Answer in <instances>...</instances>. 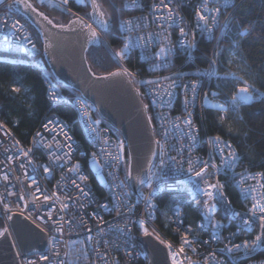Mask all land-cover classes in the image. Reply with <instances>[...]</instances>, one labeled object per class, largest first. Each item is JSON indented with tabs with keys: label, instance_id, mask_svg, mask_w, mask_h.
Wrapping results in <instances>:
<instances>
[{
	"label": "built area",
	"instance_id": "1",
	"mask_svg": "<svg viewBox=\"0 0 264 264\" xmlns=\"http://www.w3.org/2000/svg\"><path fill=\"white\" fill-rule=\"evenodd\" d=\"M8 1L3 0V2ZM72 1L69 0L68 5L61 6L59 0H51V2L44 0L62 9L70 8L72 13L90 22L85 15L71 8ZM204 2L205 0H171V2L164 0V3L169 4L174 12L179 13L177 20L183 18L181 23L173 24L171 27L164 24V28L167 29V33H164L161 28L162 22L157 18L161 15L166 16L167 9L156 10L153 7L160 4L161 0H137L135 5H132L130 0H122L123 7L131 13L120 19L119 26L126 42L130 43L128 51L138 55L144 70L140 72L137 69H130L115 54L114 56L123 69L133 74L130 77L134 85L141 89V98L144 104L148 105L146 110L151 117L150 122L156 141L159 142L156 162L152 169V173L156 174L153 176L152 187L150 188L146 183L136 195L129 193L123 180L125 144L121 136L108 124L102 122L97 117L93 106L79 94L69 96L61 90L48 71L41 47L37 45L27 24L19 20L10 10L0 8V51L24 54L31 59L41 72L48 101L51 104L59 102L70 104L75 111L76 120L83 131L85 140L84 144L74 134L68 121L57 112L50 110L40 118L25 147L16 143L17 141L13 139L6 127L0 128V200L3 201L0 203V219L4 226L8 227L7 215L23 213V216L34 226L40 230L43 229L42 231L48 235L49 239L53 235L56 236L55 248L49 244L45 251L26 257L19 256L21 264H26L27 261H34L35 264H59L60 261L64 264H147L146 255L138 242V237L144 235L138 223L140 219L145 220V226L149 232L154 233L152 236L159 235L165 244L173 246V251L178 249L181 237L187 235L195 242L196 251L186 249V255L197 264H203L205 258L209 260V264H264L263 259L255 257L262 248V244L250 251H246L243 247L238 250L233 249L232 252L222 251L235 244L242 245L244 241L251 243L255 236L261 233L257 217H253L252 222L245 226L241 218L234 216L233 213L241 212L243 218L247 219L248 210L254 203L252 196L255 195L259 199L264 189L259 188V185L263 183L262 178H252L260 171L250 170L244 165L235 146L229 140L222 137L224 141L233 145L239 157L231 168L222 164L219 153L208 144L209 138L215 136H209L203 125V113L208 107L207 102L224 104L227 107L235 91L223 92L220 88L219 71L223 50L222 41L231 26L235 0H207L210 9L214 7L221 9L219 14L211 11L203 13L209 17V23H212L211 17L214 14L217 15V25L227 23L223 32L217 26L212 29L211 34L197 27L199 20L196 11ZM226 3L228 7H225ZM226 16L228 21H225ZM128 20L132 21V25H125L122 28L121 21ZM16 21H19L23 28L13 35L11 25ZM137 24L139 27H136ZM181 27L189 33L187 40H192L194 36L195 44L191 49L180 43L181 40H185L180 36ZM128 28H132V31H128ZM157 33L161 35L157 36ZM150 34L153 39L147 43L145 40L138 39L148 37ZM165 34L169 36L170 43L163 41ZM25 35L29 37L31 43L23 39ZM199 38L210 43L211 48L203 65L196 62L198 54H195V50ZM33 44L35 48L32 47ZM164 46L171 47L170 54L157 56L160 47ZM217 51L220 53L219 56H214ZM214 58L217 63L212 65L211 61ZM205 70L211 74H206ZM148 80L154 81L155 87L146 84L145 81ZM173 81H175L174 85H172ZM193 82H197L195 93L191 90ZM185 85L188 87L186 88ZM53 92L58 99H53L50 95ZM186 99L187 105H185ZM188 113H191L190 118L194 124L192 131L196 133L195 141L185 135L189 129L184 125L183 120L188 118ZM220 115L224 119L229 116L240 118V109L238 112L229 110L227 114L220 110ZM177 117L181 119L177 120ZM48 121L52 123L49 129L45 130L43 125ZM97 121L99 123H96ZM175 124L180 125L179 129L175 127ZM36 132L42 134L43 141L36 137V140L40 142L34 143L33 137ZM65 132L71 136V140L65 139ZM57 142L61 145L60 148H57ZM45 144H51L52 147H45ZM67 144H71L70 157L59 161L52 159V153L65 156V153L69 152V148L65 146ZM120 145L123 147L121 148ZM29 148L32 151L25 157L20 149ZM162 149L165 155L164 166L161 168ZM108 153H111V156ZM93 154L100 166L94 161ZM224 156L228 157V149H225ZM172 157H175V161L171 159ZM213 157H215L214 161ZM189 160L196 162L197 170L202 166L199 162L210 161L207 169L209 175L203 178L209 179L211 183L219 180L224 186V198L221 199L217 195L212 201V203L218 201L215 211L211 214L213 221L219 222L215 229L205 219L207 210L203 201L207 197L196 191L197 186L203 188L204 185L201 177L187 171ZM212 162L221 165L218 172L211 167ZM77 163L80 165V172H69V169ZM21 164H24L23 168ZM45 166L50 168L49 173L44 172ZM5 175L8 177L7 180L3 179ZM81 175L86 176L87 180H80ZM98 175L102 176L100 193L91 183L92 178L98 179ZM71 180H76L88 195L81 194L71 184ZM229 184L236 190L235 202L226 193L225 188ZM242 185L243 188L256 187L257 192L244 193ZM36 187H39L41 191L36 192ZM162 191L187 194L191 204L196 208L198 214L196 220L192 223L187 222L183 208L180 205H173L167 217L170 234L157 227L155 197ZM148 194L151 195V200L146 203L143 196ZM20 195H24L25 199L20 200ZM44 196H49L50 199L45 202ZM66 196L70 198L65 199ZM34 197H39V201L33 202ZM226 201L231 203L228 204ZM5 203L11 208V212H5ZM62 204L68 205L63 211L60 210ZM149 204L152 206L149 207ZM81 205L84 206L81 207ZM103 205L107 207H102ZM177 206L181 212L179 217L175 214ZM117 211L121 215H118ZM49 212L52 213L53 220L46 219ZM54 221H60L63 227L62 233L55 231ZM213 252L215 259L209 255ZM40 256H47L49 259L41 260ZM180 259L184 261V264H188L183 255Z\"/></svg>",
	"mask_w": 264,
	"mask_h": 264
},
{
	"label": "trees",
	"instance_id": "2",
	"mask_svg": "<svg viewBox=\"0 0 264 264\" xmlns=\"http://www.w3.org/2000/svg\"><path fill=\"white\" fill-rule=\"evenodd\" d=\"M30 1L56 23H66L73 16L72 12L46 2ZM98 2L110 14V28L101 30L94 26L101 33V42L89 47L86 58L91 69L101 74L122 68L114 56L126 42L119 21L131 11L123 7L122 0H98ZM70 5L90 20L88 0L84 3L73 0ZM0 8L10 10L19 20L25 22L37 45L41 47L37 32L22 16L12 10L8 2L0 3ZM250 24L253 26V32L246 37H239L244 27ZM237 38L240 39L239 55L233 60L232 53L236 51L235 40ZM222 42L223 50L219 68L220 88L224 93H232L235 90V80L224 75L231 71L254 83L259 95L253 101L240 107V118L229 116L224 119L226 122H221L219 108L206 107L203 113L204 129L209 136L220 135L229 140L235 146L244 165L250 170L262 172L264 171V0H235L231 26ZM210 49V43L199 38L195 50V54H198L196 62L203 65ZM121 62L130 69H137L140 72L144 70L138 55L132 51L127 50ZM56 83L67 95H78L74 90ZM14 87L20 88L21 91L14 93L12 91ZM49 110L65 118L77 138L85 144L83 131L76 120L75 111L70 104L63 102L51 104L48 101L46 85L41 72L31 59L24 54L0 51V122H3L11 132L13 139L25 147L40 118ZM230 125L234 129L232 132L228 130ZM91 183L100 193V180L92 178ZM225 190L229 198L235 202L237 194L232 185H227ZM155 203V225L168 234H170V227L167 217L173 205H180L183 208L187 222H194L198 216L188 195L182 192H159L155 197ZM3 227L4 223L0 219V229ZM255 257L264 260V244Z\"/></svg>",
	"mask_w": 264,
	"mask_h": 264
},
{
	"label": "water",
	"instance_id": "3",
	"mask_svg": "<svg viewBox=\"0 0 264 264\" xmlns=\"http://www.w3.org/2000/svg\"><path fill=\"white\" fill-rule=\"evenodd\" d=\"M30 3H32L29 0ZM9 5L14 12L22 16L37 32L43 58L51 76L61 86L77 92L95 109L97 117L118 133L125 144L124 183L131 195H136L141 185L137 177L145 178L155 165L157 141L152 125L144 107L139 89L128 75L108 76V73H95L86 58L89 47L85 32L72 31L66 23L64 29L53 27L43 19L47 16L33 3L37 13L25 10L16 0ZM90 22L93 21L92 7L88 0ZM48 17V16H47ZM50 19V18H49ZM54 22V21H53ZM56 23V22H54ZM43 33V34H42ZM51 44V47H46ZM129 171L131 176H129ZM147 183V182H146ZM145 183V184H146ZM8 220L11 233L0 237V264H21L20 257H26L45 251L48 248V235L34 226L19 213H12ZM140 247L147 258V264H171L168 249L154 236L138 237ZM19 253V255H18Z\"/></svg>",
	"mask_w": 264,
	"mask_h": 264
},
{
	"label": "snow or ice",
	"instance_id": "4",
	"mask_svg": "<svg viewBox=\"0 0 264 264\" xmlns=\"http://www.w3.org/2000/svg\"><path fill=\"white\" fill-rule=\"evenodd\" d=\"M3 0H0V3H2ZM16 2L18 4H21L23 6V8L25 10H29L33 13H37V9L35 7H33V4L29 2V0H16ZM44 0H41V3H43ZM51 2V0H50ZM81 3H84L85 0H80ZM91 7H92V17H93V21L95 23V25H98L99 29L101 30H108L110 28V14L107 12L106 9H104L103 5L101 3L98 2V0H89ZM169 2H171V0H169ZM130 3L132 5L137 4V0H130ZM59 4L61 6H66L69 4V0H59ZM156 10H160L161 8L167 9V15H161L159 16L157 19H159L162 23H161V28L163 29L164 33H167V29L164 28V24H168L169 27H171V25L173 24H178L181 23L183 18H180V20H177V17L179 16V13L174 12L173 8L169 7V4L164 3V0H161L160 4L154 5L153 6ZM225 7H228V4H225ZM67 11L71 12L70 8L66 9ZM211 11L215 14H219L221 12V9L219 7H214V8H209L207 0H205L204 4L202 5V7L200 9H197L196 11V15L198 17L199 22H203L202 24L198 22L197 27H201L203 31H208L211 34V31L214 27L219 26L221 32L224 31V29L227 27V23H221L219 25H217V15H212L211 17V21L212 23H209V17L204 15V12H208ZM38 15L43 16L42 13H37ZM73 16H75L76 18L74 20H70L68 26L71 28L72 31H76L77 27H79L80 31L84 32V30H87L85 32V36H86V40L88 43H100V31L97 30V27L93 26V23H90L88 21L85 20L84 17L77 15L76 13H72ZM43 19L45 21H47V23L49 25H52L53 27H57L60 29H64L66 27L65 24L62 23H54L52 19H49V17L47 16H43ZM225 21H228V17H225ZM125 25H132V21L128 20V21H121V27H125ZM136 27H139V25L137 24ZM23 28V25L19 24V21L14 22L11 25V29L13 31V35H15L17 32H19L21 29ZM253 26L250 24L246 27H244L243 32L239 33V37H246L247 35H250L253 32ZM128 31H132V28H128ZM180 36L184 37L185 40H181L180 43L181 44H185L186 47L188 49H191L192 47H194L195 44V40H194V36L192 40H187V37L189 36V33L185 31V29L183 27L180 28ZM43 34V33H42ZM157 36H160V33L156 34ZM24 40L28 41L29 43H31V40L29 39V37L27 35H25L23 37ZM139 40H145V42L147 43L148 41H150L151 39H153L152 35L150 34L148 37H139ZM163 41H169V36L167 34L163 35ZM170 43V41H169ZM239 45H240V39L237 38L235 40V46H236V51L234 53H232V58L233 60L236 58L237 55H239ZM33 48H35V44L32 45ZM46 47H51V44H47ZM172 47H174V45H172ZM130 48V43L129 42H125L123 45V48L120 49L119 51H117L115 53V55L117 57H119L121 60H123L125 58L126 52L127 50ZM171 52V47L168 46H164V47H160L159 52L157 53V56H167L168 54H170ZM219 51H217L216 53H214V56H219ZM241 59H243V57H241ZM217 63V60L214 58L211 61V64L214 65ZM232 61H229V64L231 65ZM211 67V65H210ZM206 74H211L208 73V70H205ZM128 75V76H132L133 74L128 72L127 69H118L115 72H110L108 73V76H118V75ZM225 77H231L233 80H235V91L232 93L231 98H230V103L228 104V106L226 107L224 104H218L217 107L225 114H227L229 112V110L232 111H239L240 107L242 106L243 103L248 102L253 100L257 95H259V91L256 89V86L254 83L250 82L249 79H245L244 76L238 75V73L236 72H226ZM146 84L151 85L153 87H155V82L148 80L145 81ZM175 84V81L172 82V85ZM170 85V87L172 86ZM185 87L187 88L188 86L185 85ZM191 90L193 93L196 92L197 90V82H193L192 86H191ZM12 91L14 93H19L21 91L20 88H13ZM53 99H58V96L56 95V93H51L50 94ZM168 95L170 96L171 93L169 92ZM207 95V94H206ZM213 95H215V93H213ZM188 104L187 99L185 100V105ZM145 108H148V105H144ZM191 117V113H188V118L183 120L184 125L189 129V131L187 133H185V135H187L189 137V139L195 141L196 139V133L192 131V129L194 128V124ZM221 119V122H226L224 121L223 116L219 117ZM149 119H151V117H149ZM177 120H180V117L176 118ZM52 123V121H48V123H45L43 125L45 130L49 129V125ZM96 123H99V121H97ZM175 127L177 129H179L180 125L179 124H175ZM0 128H5V125L3 124V122H0ZM55 129H53L54 131ZM228 130L230 132L234 131L233 127L230 125ZM61 131H63V126H61ZM167 135V133H165ZM65 139L66 140H71V136H68V134L65 132ZM36 137L40 138V141H43V136L40 132H36L35 136L33 137V141L34 143H39L40 141L36 140ZM16 143H19V141H17ZM157 143H159L157 141ZM208 144L211 146L212 149L215 150V152L219 153L220 158L222 160V164L224 166H226L227 168H231L234 166L236 160L239 158L237 155L236 150L233 148V145L227 141H224L223 138L220 135H217L215 137H210L208 140ZM45 147L51 148L52 145L51 144H45ZM66 147L69 148V152L65 153V156H59L56 155L55 153H52V159L54 160H63L65 159V157H70L71 155V144H67L65 145ZM61 145L59 144V142H57V148H60ZM120 147L122 148L123 146L120 145ZM225 149H228V157L226 158L224 156V152ZM21 153L27 157L29 155V152L32 151L31 148L24 150V149H20ZM109 156H111V153H108ZM165 153L163 152V149L161 150V161H160V165L161 168L164 166V157ZM93 158L95 161V154H93ZM118 159V157H117ZM173 161H175V157L171 158ZM213 161L215 160V157L212 158ZM97 165H99L98 161ZM29 163H31V160H29ZM202 166L199 167V170H197V166H196V162H193L192 160L188 161V169L187 171L189 173L194 172L195 176L197 177H201L202 179V183L204 185L203 188L197 186L196 191L199 193H202L204 196L207 197V199L205 201H203L204 206L207 210V215L205 216V219L208 221V224L213 228H217L218 227V223L216 221H213L212 219V213L215 211L217 203H212V201L215 200V197L217 195H219L221 197V199L224 198V192H223V188L224 186L219 182V180H217L215 183H211L209 181V179H204V176L209 175L207 169L209 167V163L210 161H201L199 162ZM24 167V164H21V168ZM211 167L215 170V171H219L221 165H217L214 162L211 163ZM45 173H49L50 172V168L45 166L43 168ZM69 172H74V173H79L80 172V165L79 163L73 165L70 169ZM156 175L155 173H152L151 171V167L149 168V174L147 175L146 179L145 178H139L137 177V182L141 185L145 184L146 182L148 183V186L151 188L152 187V180H153V176ZM129 176H131V172L129 171ZM256 177H260L262 179H264V171L262 172H257L255 173L252 178H256ZM158 178V177H157ZM3 179L7 180L8 177L5 175L3 177ZM63 179V177H62ZM79 179L82 181H86L87 177L86 176H79ZM191 179V177H190ZM35 183V182H33ZM123 185V182H121ZM71 184L73 186H75V188L83 195H88L87 192H85V190L83 188L80 187L79 184H77L76 180H71ZM259 188L264 189V183H261L259 185ZM242 190L244 193H255L257 192V188L256 187H249V188H243L242 185ZM36 192H40L41 189L39 187H36L35 189ZM9 195H14V193H9ZM70 197H65V199H68ZM145 202H149L151 200V195H144L143 196ZM20 200H24L25 197L24 195H20L19 196ZM39 197H34V201L33 202H37L39 201ZM50 199L49 196H44L43 200L45 202H47ZM252 200L254 201V203L252 204L251 208L248 210L249 212V216L247 219L243 218V214L241 212H234L233 215L236 217H240L241 218V222L243 225L248 226L251 222H252V218L253 217H257L259 219V224H260V228H261V233L259 235H256L255 238L251 241V243H249L248 241H244L243 244H235L232 245V247H228L227 249H222V251L227 250L228 252H232L233 249H240L241 247H243L246 251H250L251 249L257 247L260 244H264V193H261L259 196V199L257 198V196L253 195L252 196ZM3 201L0 200V203H2ZM226 203L230 204V201H226ZM84 205H81V207H83ZM152 205L149 204V207H151ZM68 207L67 204H62L61 206V211H63L64 209H66ZM102 207H107V205H103ZM4 209L5 212H11V208L8 206V204H4ZM131 210V209H129ZM118 215H121V213L119 211H117ZM175 214L177 217H179L181 215L180 212V208L179 206H177V208L175 209ZM21 215H23V213H21ZM151 215V214H149ZM47 220H53V216L52 213L49 212L47 214L46 217ZM7 220H12V216L11 215H7ZM61 220H63V217H61ZM82 223V222H81ZM140 227L143 229V234L145 236H151L154 233L153 232H149L148 228L145 226V220L144 219H140L138 221ZM182 223V221H181ZM55 224V231L58 233H62L63 232V227L62 224L60 223V221H54ZM43 230V229H42ZM122 231L124 229H121ZM89 231H91L89 229ZM189 231H191V226H189ZM11 233L9 232V229L7 226L3 227L2 229H0V237H4L6 235H10ZM234 235V233H233ZM157 240L160 241L161 244H165V241L160 239L159 235H156L155 237ZM213 238H215V236H213ZM89 239H92L91 237H89ZM48 243L55 248L56 247V236L53 235L50 237ZM107 243V242H105ZM204 243H207V241H204ZM195 242L193 240H190L187 235L182 236L181 237V242L179 244L178 249H176L175 251H173V246L171 244H165L166 248L168 249V254L171 258V264H184V261L180 259V257L183 255L184 259L188 261V264H197V262L191 260V258L189 256L186 255V249H191L192 252L196 251V248L194 246ZM19 255V253H18ZM56 255L58 256L59 253L57 252ZM65 255H67V253H65ZM209 255L212 257V259H215V253H209ZM41 260H48L49 258L47 256H40ZM26 264H35L34 261H27ZM59 264H64L63 261H60ZM203 264H209V260L207 258H205V260L203 261Z\"/></svg>",
	"mask_w": 264,
	"mask_h": 264
},
{
	"label": "rangeland",
	"instance_id": "5",
	"mask_svg": "<svg viewBox=\"0 0 264 264\" xmlns=\"http://www.w3.org/2000/svg\"><path fill=\"white\" fill-rule=\"evenodd\" d=\"M77 1H80V0H77ZM57 21V20H56ZM58 22V21H57ZM207 104H208V106H214V107H216V108H218L217 107V105H218V103H211V102H207ZM124 172H125V164H124ZM98 179L100 180V181H102V176L101 175H98ZM5 227V226H4Z\"/></svg>",
	"mask_w": 264,
	"mask_h": 264
},
{
	"label": "flooded vegetation",
	"instance_id": "6",
	"mask_svg": "<svg viewBox=\"0 0 264 264\" xmlns=\"http://www.w3.org/2000/svg\"><path fill=\"white\" fill-rule=\"evenodd\" d=\"M10 1H11V0L8 1V5H11V4H10ZM75 18H76V17L71 16L69 19H75Z\"/></svg>",
	"mask_w": 264,
	"mask_h": 264
}]
</instances>
